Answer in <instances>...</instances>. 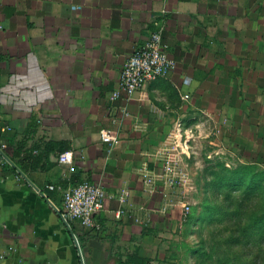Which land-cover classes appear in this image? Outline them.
Returning a JSON list of instances; mask_svg holds the SVG:
<instances>
[{"label": "crops", "instance_id": "obj_1", "mask_svg": "<svg viewBox=\"0 0 264 264\" xmlns=\"http://www.w3.org/2000/svg\"><path fill=\"white\" fill-rule=\"evenodd\" d=\"M158 29L176 67L135 93L128 117L113 124L122 66ZM0 54L5 158L4 136L25 139L32 118L26 147L55 141L69 153L67 163L50 153L26 179L1 166L0 264L177 261L183 240L173 235L188 180L183 137L217 117L222 126L213 129L228 124L234 132L248 86L264 95V0H0ZM168 166L176 167L175 188L166 185ZM85 181L105 191L99 233L61 218L60 190Z\"/></svg>", "mask_w": 264, "mask_h": 264}, {"label": "rangeland", "instance_id": "obj_2", "mask_svg": "<svg viewBox=\"0 0 264 264\" xmlns=\"http://www.w3.org/2000/svg\"><path fill=\"white\" fill-rule=\"evenodd\" d=\"M248 88L247 96H241L245 107L234 132L228 133L225 130L229 127L228 124L225 129H213L217 124L222 126L220 121L223 118L220 120L217 117L213 126L201 122L200 127L191 129L193 135L185 134L183 137L188 146L187 152L182 155L187 165L184 172L187 173L188 180L181 187L184 204L189 206V211L187 215H183L182 227L173 235L174 239L178 242L182 239L183 243L177 248L179 259L172 264H199L200 260H204L205 264H264V225L255 232L249 216L264 203V95L258 96L256 92L250 91L252 86ZM214 98L218 96H212L213 100ZM213 102L215 106L211 108L218 109L223 115L220 107L222 102ZM219 163L225 169L218 166ZM247 166L252 167L253 174L259 175L246 183H258L260 187L249 188L246 183L240 182L221 187L224 184L223 178L235 176L231 171ZM227 195L225 208L220 209L212 220H208L202 213L203 203L208 202L212 208L218 209ZM240 201L239 206L245 203L243 208L238 206ZM236 212L238 214L234 215ZM190 215L192 219L188 222ZM240 219L243 221L238 225ZM243 229L248 232L241 233ZM249 233L252 235H248ZM236 238L239 242L232 245L230 240ZM198 248H201L200 254L205 251L209 259L206 256L200 258L199 254L193 252Z\"/></svg>", "mask_w": 264, "mask_h": 264}, {"label": "built area", "instance_id": "obj_3", "mask_svg": "<svg viewBox=\"0 0 264 264\" xmlns=\"http://www.w3.org/2000/svg\"><path fill=\"white\" fill-rule=\"evenodd\" d=\"M167 47L162 40V30L158 29L151 33L148 40L139 48L135 49L124 62L118 88L111 94L113 100L122 102L120 107L121 117L113 119V124H120L129 115L126 103L131 97L141 90L146 84L165 78L176 67V62L167 55ZM184 99L187 95L183 96ZM9 129L4 127L2 130ZM105 142H113L117 135L101 136ZM5 144L0 145V168L6 163L4 155ZM69 153H62L58 156L59 163H67ZM168 175L166 185L175 188L180 185L178 177L175 175V169L168 166L166 168ZM147 186L153 187L154 180L147 179ZM54 190L55 186H48ZM62 212L61 218L64 222L77 221L85 228L99 229L96 216L104 209L105 191L100 185L91 182H82L74 186L61 189ZM189 206L184 204L183 215H187ZM2 258V257H0Z\"/></svg>", "mask_w": 264, "mask_h": 264}, {"label": "trees", "instance_id": "obj_4", "mask_svg": "<svg viewBox=\"0 0 264 264\" xmlns=\"http://www.w3.org/2000/svg\"><path fill=\"white\" fill-rule=\"evenodd\" d=\"M3 60V56L0 54V61ZM37 128V123L35 122V120L32 118L29 120L23 135L25 137V139L27 140V136L31 135L32 133H35V130ZM15 133L9 134L7 136H4L5 142L8 145L9 149L11 148V151L7 154L8 156L6 157L8 161H10V163H6L2 165V169L6 168H13L16 172V174H18V172H21L23 174H26L28 170H37V169H41L43 168L44 164L43 162H46V160L48 159V155L50 153H53L55 151H57L58 153H62L64 152L67 148H65L64 146H62L61 142H53V141H37L34 142L31 146L26 147V141L25 139H22L20 141H16L15 139ZM12 164L14 166H12ZM218 166L222 167L225 169V167L223 166V164L219 163L217 164ZM252 167H241L235 171H231L230 173L235 174V176L233 178H223V186H228L227 184L229 183H233V182H240V184H244L246 182H248L249 180H252L254 177H257L259 174L258 173H252L251 171ZM226 172H228L229 170H225ZM239 175V176H238ZM76 181V179H75ZM73 183H76V182ZM77 182H79L77 180ZM246 186L249 188H254V187H260V184H248L246 183ZM253 190V189H251ZM252 192V191H250ZM228 196H225L222 201H221V206L212 208V206L208 203L205 202L203 203V209L204 211L202 212L204 216H206V218L208 220H212L215 215L219 214V210L222 208H225V205L227 204L228 201ZM246 201L248 200L245 199ZM242 201H240L238 203V206L241 204ZM245 203H242V206ZM264 204V203H263ZM262 204L261 208L258 209L257 211L251 212L249 214L250 216V221H251V225H254L253 228H255V232L258 229H261V227L264 225V205ZM242 206H239V208H243ZM238 213H234V215H237ZM226 216H229L230 214H225ZM212 218V219H211ZM239 218V217H238ZM192 219V216H189V220L188 222H190ZM242 219V218H241ZM239 220L238 221V225L240 223H242L243 220ZM98 225H99V229H95L92 228L90 229V231L94 232V233H99L101 231V225L99 223V220L96 219ZM187 222V223H188ZM238 231V228H236ZM234 234L235 231H233ZM248 230L246 231V229H243L241 231V233H247ZM248 235H252L251 233H249ZM231 244H235L239 242V239H231L230 240ZM202 245V244H201ZM203 246H204V241H203ZM200 249L198 248L197 250H193L194 253L199 254L200 258L206 256L209 259V255L204 251L202 252V254H200ZM199 264H205L204 260H200L198 262ZM118 264H149V261L146 260H141L139 258H136L134 256L132 257H128L125 261H120Z\"/></svg>", "mask_w": 264, "mask_h": 264}, {"label": "water", "instance_id": "obj_5", "mask_svg": "<svg viewBox=\"0 0 264 264\" xmlns=\"http://www.w3.org/2000/svg\"><path fill=\"white\" fill-rule=\"evenodd\" d=\"M12 166H14V165L12 164ZM18 174L21 175L23 178L26 179V177H25L21 172H18ZM69 232H70V234L73 236L74 243H75V245L77 246V242H76L75 237H74V235H73V232H72V230H71L70 228H69ZM82 264H83V263H82Z\"/></svg>", "mask_w": 264, "mask_h": 264}]
</instances>
